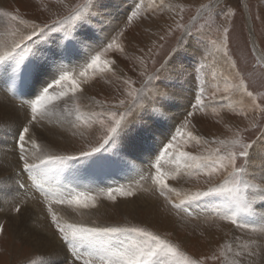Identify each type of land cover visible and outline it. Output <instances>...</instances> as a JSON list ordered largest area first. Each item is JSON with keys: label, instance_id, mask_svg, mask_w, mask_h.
<instances>
[{"label": "rangeland", "instance_id": "obj_1", "mask_svg": "<svg viewBox=\"0 0 264 264\" xmlns=\"http://www.w3.org/2000/svg\"><path fill=\"white\" fill-rule=\"evenodd\" d=\"M6 1L0 3V20L5 22L0 26V30L3 31V39L8 44H11L14 39L11 35L14 29L19 28L22 32L27 33L31 31V22L33 21L40 25H51V22L57 17H64L70 10L75 9L77 5L85 4L88 6L86 15L88 22L90 19L95 20L96 13L102 12V8L108 6V0ZM129 1L125 0L126 3ZM136 1L139 2L136 3ZM143 1L141 3V0H132L134 3L133 7L122 15L123 17H120L118 24L113 25L106 21L107 26L103 40L98 42L94 40L92 42V48L89 49L88 54L91 53L92 49L98 50L117 31L125 28L121 39L124 51H114L108 54L109 58L116 61L114 67L116 68L117 75H97L86 83L90 89L88 95L86 93L84 95L83 91L77 94L82 111L89 113L107 110L109 105L115 104L118 99L123 98L126 94L124 91L126 85L123 83V80L128 78L136 82V88H139L142 83H147L149 90L154 91L158 88L168 93L180 89V81H186L187 85L185 89L189 93V96L183 101L186 108L183 114L178 117L179 120L174 125L172 132L165 138L164 142H166L167 138L175 133V129L183 123L188 112L193 111L192 105L195 103V96L199 92V87L203 85L205 88L206 107L202 110H195L193 116L189 118L191 121L189 127L192 130L197 128L195 130L201 129L203 133L206 132L209 135L208 139H204L207 143L189 141L184 146V151L191 152L194 155L207 154L208 151L214 150L219 146L214 141L236 139L238 138L237 133H239L243 137V142L255 141L253 155L248 167V172L254 175H248L245 178L251 183H261L259 177L261 175V166L264 165V145L258 148L259 151H255V149L258 143L264 140V112L260 111L261 108H264V62L258 57L253 48L248 13L252 19V27L259 47L264 54V0H191L189 2L185 0H163V4H161V0H154V2L150 3L146 1L145 4H143ZM138 5L140 6V15L129 22L127 17L131 15V11L135 10V7ZM202 5H208L209 7L202 8ZM181 7L183 8L182 13ZM3 12L12 13L18 16L20 20L28 21V24L11 21L3 15ZM198 12L200 15L197 17ZM161 17L164 19V22L163 19L162 21L160 20ZM194 17L196 19H193ZM177 22L183 24L184 28H177ZM162 25H167L169 28L166 29ZM225 27L229 29L227 35L228 56L231 60L236 61V69L231 68L228 57H225L222 51H217V53L223 55L227 65V68L225 67L224 69L220 68L221 65L217 66L222 71V74L218 75V73H213V68H216V62L212 60L214 57L207 56L215 54L212 44L213 40L217 42V45H222L223 29ZM186 29L191 31V36L186 34ZM75 31L76 29H73L72 26H67L66 29L59 30L58 32H48L42 38L43 40L34 37L33 41H29L28 44L34 50L33 48L39 46L38 44L41 42H45L48 45L45 39L52 36L53 33L54 35L59 33L58 35L71 37ZM188 50H191V53ZM87 57L78 59V61L74 62L75 64L77 63L76 65L74 63L65 65L68 69H76L75 74L78 75L79 67L83 62H86ZM205 57L207 60H205ZM176 58H178L177 62ZM209 58H211L210 61ZM212 64L214 65L212 66ZM162 65L165 66L162 68ZM172 66H174L172 73H169V69ZM89 74L91 75V72ZM153 74L158 78L148 81V77ZM118 77L121 79H118ZM241 78L248 85V90L253 93L252 97L247 96L246 93L241 92L238 88H233L228 93L223 91L226 85L239 84ZM172 79L174 80L172 81ZM216 79L217 81H215ZM213 92H216L217 96L215 101L210 99ZM151 94L150 91L149 95ZM220 97H224V99L221 100L219 99ZM69 105H71V101H69ZM256 105L259 107H256ZM23 108L29 109L27 105L23 106ZM129 119L130 121L139 122L143 126L151 123L146 119L143 112H139V114L134 112ZM70 123L64 121L62 125H68L69 128L65 129L61 126L59 129L62 130L57 129L55 133L61 134L66 138H72L74 141L77 140L78 145H74L76 150L71 153L82 150L89 142L95 143L96 137L99 134L98 125H93L89 129L83 123L79 127H74V124L79 123L76 120L71 125ZM241 163V160L237 161L238 165ZM146 165L141 172H137L136 175L132 176L133 178L130 177V180L128 178L119 179L116 181H127L118 182L113 185L95 184L96 182L93 181V177L98 171L95 168L87 166L84 168L83 165L80 169L83 179L88 175L93 184L84 183L77 186L96 195L99 189L116 187L119 184H128L132 180L139 179L141 174L147 175L150 170L153 171L150 168V163ZM82 170L87 175L82 173ZM0 173L3 180L6 173L4 171H0ZM53 176L59 181V184L65 181L55 170H53ZM181 178L186 179H184L185 183H180L181 186L187 188L186 190L195 191L198 188H207V184L204 183L205 177L203 176L199 181L194 177H188L184 174L178 179ZM172 181L174 182V180ZM69 182L70 184L73 183V181ZM7 183L10 187H13L16 182ZM142 183L145 188L153 189L149 192H137L154 199L153 209L148 212L137 214L130 212L128 215L116 208L117 215H109L110 218L108 219V215L104 213L92 212L84 215L66 206L54 205V208L58 213L61 210L70 209L73 211L72 223H83L88 226L137 225L147 227L151 231L161 235V237L167 238L178 245L187 257L203 260V264H227V261H231L235 257L233 254H227V261L224 260L222 256V252L225 251L224 245L232 242L235 251L237 245L248 243L250 244L248 250L255 252L256 255L245 256L244 259L250 261L251 264H264V235L259 232H251L250 230L237 229L229 221L221 220L219 217L213 215V209L224 207V197L203 198L198 205H193L191 209L193 215L188 216L186 212L174 209L170 204H167L164 197L160 196L159 192L153 188L150 178ZM211 183H220V178H213ZM59 187L65 190L63 186ZM35 191L32 190L27 194V205L15 201L11 204V207L15 208L17 204H20L21 208H24L26 211H31L32 206L42 207L46 212V214L41 215L44 220L43 226L48 225L52 231L57 232L51 221L50 214L47 213V207L43 202L42 196L37 192L35 193ZM248 196L254 200V216L264 214V200L258 198L255 190H249ZM32 197H35V199ZM96 199H100V201L107 204L117 202V198L113 201L109 200L105 195H97ZM173 199H176V197ZM97 203L95 202V204ZM154 210L161 217L168 216L173 220L166 221L160 217L154 218ZM6 214L0 213V217L4 216L0 218V224L4 225V233L0 235V264H42L44 257L41 252L26 244L15 243L12 235L5 234V224L8 220L5 217ZM60 216L67 220L65 216ZM254 216L249 217L245 214V219H250L249 222H251V220H254ZM236 237L240 239L236 240ZM214 256L220 257V259H213ZM70 257L67 261L71 264L72 258L70 259Z\"/></svg>", "mask_w": 264, "mask_h": 264}, {"label": "snow or ice", "instance_id": "obj_2", "mask_svg": "<svg viewBox=\"0 0 264 264\" xmlns=\"http://www.w3.org/2000/svg\"><path fill=\"white\" fill-rule=\"evenodd\" d=\"M142 3V0H141ZM163 4V0H161ZM87 5L80 4L75 9L70 10L64 17H57L49 24H37L31 22V31L25 33L19 28L14 29L11 35L14 37L11 44L3 39L0 33V64L9 62L13 85H19L23 95L34 97L28 100H21V107L25 104L30 109V118L22 123L17 130L16 145L19 160L22 162V170L29 175L30 187L38 191L47 207L51 221L54 224L59 238L71 256V264H203V260L192 259L183 253L179 246L167 238L151 231L147 227L130 226H88L83 223H72L65 220L55 210L56 206H66L73 211L82 214L83 209H90L95 206L96 196L105 195L109 200L115 201L117 194L121 197H132L138 191L149 192L153 189L145 188L143 181L151 179L152 186L164 197L167 204L172 208L182 210L188 216L193 215V205L206 197H224L223 208L213 209V215L221 220L229 221L235 228L244 231L259 232L264 235V214L256 216L249 222L245 219V214L254 216V200L248 196L249 190H255L259 199L264 200V165L261 166V183H251L245 177L254 175L248 172L249 161L253 155L255 141L243 142V137L237 133L236 139L216 140L219 146L207 154L194 155L184 151V146L189 141L197 143L205 142L204 137L195 135L189 127L190 117L195 110L206 107L205 88L199 87V92L195 96V103L192 105L193 111L188 112L187 117L175 129V133L167 138L166 142H161L160 146L149 149L158 153L154 161L150 158V166L154 171H149L147 175L141 174L139 179L130 181L128 184H119L116 187L99 189L96 195L79 187H68L63 190L58 187L59 181L53 176V170L64 169L72 162L83 161L85 164L93 165L105 160L134 169L133 161L129 159L133 151L143 148L149 139L148 133L151 131L146 126H141L139 122L130 121L129 117L134 112H143L147 120L152 125L163 123L164 112L155 107L157 103L168 106L172 97L167 91L161 89L149 90L147 83H142L139 88L135 87V81L131 78L123 80L126 85L123 98L107 107V110L92 111L85 113L78 102V95L82 93L81 84L87 83L94 76L117 75L116 61L109 58L110 52H123L124 47L121 39L125 28H121L98 50L92 49L86 62L80 65L78 75L76 69H68L63 64L64 59L80 57L83 50L92 48L87 40L96 39L94 34H88L87 38L76 35L72 36L68 48L59 53V59H51L45 54L33 51L28 44L33 38L42 39L51 31H59L72 26L73 29L87 25ZM202 5V8H208ZM183 8L181 7V13ZM5 17L11 21H19L21 24H28V21L20 20L16 15L3 12ZM140 15V6H136L127 17L131 22L133 18ZM200 13H197V17ZM182 19V15H181ZM193 19H196L194 17ZM126 27V26H125ZM177 28H184L183 24L177 22ZM47 30V31H46ZM228 28L223 29L222 45H217L212 41L216 51H222L228 57L232 69H236V61L228 56L227 35ZM187 35H192L186 29ZM165 65H162L163 68ZM7 71V68L3 69ZM195 71V69H194ZM238 71V69H237ZM91 72V75L89 74ZM44 77L51 78L43 79ZM153 74L148 77V81L157 79ZM118 79H121L118 77ZM46 86L34 87L37 81H41ZM67 85V86H66ZM233 88H238L247 96L252 97L253 93L248 90V85L241 78L236 85H226L223 89L225 93ZM151 91V95L149 92ZM219 91V89H217ZM20 93H18L19 95ZM211 100L217 99L216 92L211 94ZM219 99L223 100L224 97ZM55 101L64 102V115L74 117L79 123L74 127H79L81 123L91 129L93 125H98L99 134L95 143H87L85 147L75 153H57L44 149L37 143L32 129L40 125L41 121L51 122L52 107ZM71 101V105H69ZM99 103V102H95ZM103 108V106H101ZM256 107H259L256 105ZM260 111L264 112V108ZM246 115V113H245ZM154 138V136H153ZM31 159V162H30ZM241 160V164L237 161ZM182 174L200 180L205 177L206 189L185 190L170 186L169 179L176 180ZM213 178H220V183L213 184ZM20 189L24 185L16 181ZM7 185L0 181V198L3 197ZM25 191L26 202L28 189ZM173 194L176 199H173ZM35 199V197H32ZM20 204L14 208L16 213L21 212ZM4 233V225L0 224V235ZM239 240V237L235 238ZM250 244L244 243L236 246L234 251L233 243L224 245L225 251L222 256L227 261V254H233L234 259L227 261V264H251L245 260V256H254L255 252L249 251ZM220 259V257H213ZM67 261V256L65 257Z\"/></svg>", "mask_w": 264, "mask_h": 264}, {"label": "bare ground", "instance_id": "obj_3", "mask_svg": "<svg viewBox=\"0 0 264 264\" xmlns=\"http://www.w3.org/2000/svg\"><path fill=\"white\" fill-rule=\"evenodd\" d=\"M2 1L5 2V0H0V3ZM146 1L147 3L154 2V0H144L143 4H145ZM185 1L189 2L191 0H185ZM137 2L139 1H136V3ZM107 4H108L107 7L104 6L102 8V12L96 13L97 15H95L96 17L95 20L90 19L87 22V25H85L84 27L77 28L76 31L72 34V36L76 35L86 39L88 34H94L96 39L87 40V43L91 45L94 40L97 42L103 40L104 38L103 35H105V30L107 26L106 21L113 25L118 24L120 17L125 13H127L128 10L133 7L134 3L132 2V0H130L127 3L125 2V0H108ZM162 19L163 18L161 17L160 20L162 21ZM248 21L252 35L253 48L255 50V53L258 55V57L264 62V54L262 49L259 47L256 34L252 27L253 25L252 19L249 13H248ZM3 22H4L3 20H0V26L2 25ZM162 26H164L166 29L169 28L167 25H162ZM0 33H3V31L0 30ZM58 34L54 35L53 33L52 36H49L48 38L45 39L48 45H46L45 42H41L38 44L39 46L33 48L34 49L33 51L43 53L51 59L58 60L59 53L63 49L68 48L72 40V36L64 37L63 35H58ZM148 49H150V47H148ZM88 51L89 49L83 50L81 56L78 58L73 57L71 59H64L63 64H69V63L72 64L78 61V59L80 60L82 59V57L88 56L89 55ZM188 52L191 53V50L190 51L188 50ZM209 56L211 58L214 57V59L212 60H215L216 62V68L215 69L213 68V73L214 74L218 73V75L219 74L221 75L222 74L221 69H224L225 67L227 68L223 55H220V53H217V51L215 50V54H210L207 57ZM211 58H209V61ZM205 60H207V58ZM177 61L178 58H176V62ZM213 65L214 64H212V66ZM220 65H221L220 67L221 69H218L217 66ZM174 66H172V68L169 69V73H172V69L174 68ZM5 68H7V71H3V69ZM210 70L212 71V69ZM10 72H11V66L9 65V62L6 61L5 64H0V171H4L6 173V176L4 177L3 180L1 179L2 174L0 173V181H3L7 185V188L4 190L3 197L0 198V213L1 214L7 213L5 215V217L8 219L5 224V234L12 235L13 239H15V243L26 244L27 246L32 247L35 250L41 252L44 257L42 264H70L68 261L65 260V257L67 256V260H68L70 255L64 245V242H62L61 239L59 238L58 232L52 231L48 225L43 226L44 220L42 219L41 215L44 213L46 214V212L45 210L42 209V207L32 206L31 211L29 210L26 211L24 208H21L22 210L20 213H16L14 211V208L11 207V204L15 201L16 202L24 201L25 199L24 189H28L27 194H29V192L35 189L30 187L31 181L29 175L22 170V162L19 160L18 151H16L17 145L15 142L18 128L22 123L26 122V118H30V110L20 106L21 100L26 101L34 97L23 95L22 90L19 89V85L18 84L13 85L11 77L8 74ZM43 79L50 80L51 78L44 77ZM173 80L174 79H172V81ZM215 81H217V79ZM179 85H180V89H177L169 93L173 97V99H171L168 106H165L164 104L161 103H157L155 105V107L162 109V111L164 112V116L162 118L164 122L157 125H152L151 123H149L146 126L151 129V131L148 133L149 139L147 144L141 149L134 150L132 155L129 156V159H131L133 161V164L135 165L134 169H129L125 166L113 163L111 160H105L93 165L85 164L83 161L72 162L68 166L69 170L67 174H64L62 172L63 169L62 170L55 169L56 173L59 174V176L62 177L63 180H65L62 181V183L70 184L69 181H76V180H86L91 182L90 178L88 177V175L85 173L84 170H82V173H85V175L87 176L83 179V176L80 171L83 165L84 168L87 166V167L95 168V170L98 171L94 175L93 181L100 184H111V182L113 183L114 181L119 179H124V178L129 179L130 177L136 175L137 172H141L143 168L147 166L146 164L150 163V158L154 161V156L158 154L156 152L149 151V149L156 148L160 146L161 142H164L167 135L170 132H172L174 125L179 120L178 117L183 114V111L186 108V106L183 103V101H185L186 98L189 96L188 91H186L185 89L187 85L186 81H180ZM33 86L41 87L46 85H43L41 80V81H37ZM81 88L83 90V94L85 95L86 93L88 95L90 90L89 85H87L86 83L81 84ZM18 93L20 94L18 95ZM64 112H65L64 102L55 101L54 106L52 107L53 115L51 117V122H48L47 120L41 121L40 125H36L33 127L32 134L35 135L37 143L40 144L44 149L53 150L54 152L57 153L72 154L71 152L76 150V147H74V145L75 146L78 145L77 140L74 141L72 138H66L61 134L55 133L57 132V129H59V127L61 126L62 128L65 129L69 128L68 125L65 124L64 126L62 125L64 121H66V123L71 122L70 125L75 121L74 117L73 118L68 117L64 115ZM195 129L193 130L195 135L202 136L204 137L205 140L206 138L208 139L209 135H207L206 132L203 133L201 129L199 130H195ZM262 145H264V140L258 143L255 151H259L258 148H260ZM184 179L181 178L178 179V181L174 180V182L171 179L172 182L168 180L167 183L172 187L186 190L187 188H185V186H181L180 184L181 182L185 183L186 179L185 180ZM16 181H19L20 184H23L24 189H20L16 183L13 187H10L7 183V182L14 183ZM174 197L175 196L173 194V198ZM116 201L117 202L114 203L110 202L107 204L106 202L100 201V199H96L95 202L98 203L95 204V206L90 209H83L82 214L85 215L88 213L90 214L92 212L102 213V214L104 213L108 215V219H109L110 218L109 215H117L116 208H118L124 214H128L130 212L137 214L140 212L150 211L151 209H153L155 203L152 197L146 196L143 193H136V195L132 197H121L117 195ZM24 205H27V202H24ZM154 211H155L153 213L154 218L160 217L165 219L166 221L173 220L168 216L161 217L156 210ZM59 213L60 215L65 216L68 222L73 221V211H71L70 209L61 210L59 211ZM3 217L4 216H1L0 218ZM255 218L256 216H254V219Z\"/></svg>", "mask_w": 264, "mask_h": 264}]
</instances>
